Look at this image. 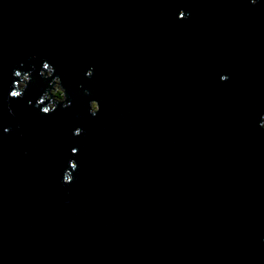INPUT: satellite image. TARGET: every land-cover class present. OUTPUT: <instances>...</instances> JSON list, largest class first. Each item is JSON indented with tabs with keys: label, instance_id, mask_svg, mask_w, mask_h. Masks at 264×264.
I'll return each instance as SVG.
<instances>
[{
	"label": "water",
	"instance_id": "obj_1",
	"mask_svg": "<svg viewBox=\"0 0 264 264\" xmlns=\"http://www.w3.org/2000/svg\"><path fill=\"white\" fill-rule=\"evenodd\" d=\"M0 264H264V0H0Z\"/></svg>",
	"mask_w": 264,
	"mask_h": 264
},
{
	"label": "snow or ice",
	"instance_id": "obj_2",
	"mask_svg": "<svg viewBox=\"0 0 264 264\" xmlns=\"http://www.w3.org/2000/svg\"><path fill=\"white\" fill-rule=\"evenodd\" d=\"M184 15H185V13L181 11V12L179 13V18H183ZM45 67H47V65H45ZM17 75H19V73H17ZM86 75L91 76V75H92V72L89 71V72L86 73ZM220 79H224V76L221 75V76H220ZM8 94L11 95V96H13V97H17V96L19 95L18 93L14 92V91L9 92ZM66 107H68V105H67ZM42 111H43L45 114H49V109H47V108L42 109ZM4 131L7 132L8 129L5 128ZM81 131H82L81 128H79V127H75L74 130H73V132H72V135H74V136H79V135L81 134ZM77 151H78V149H77L76 147H72V148H71V152H72L73 154H76ZM69 162H71V165H70L71 168L75 169V168L77 167V163H76L75 160H69ZM69 162H68V163H69ZM64 177H65L66 180H69V181L72 179V177L69 178V177H68L67 175H65V174H64Z\"/></svg>",
	"mask_w": 264,
	"mask_h": 264
},
{
	"label": "rangeland",
	"instance_id": "obj_3",
	"mask_svg": "<svg viewBox=\"0 0 264 264\" xmlns=\"http://www.w3.org/2000/svg\"><path fill=\"white\" fill-rule=\"evenodd\" d=\"M46 75L48 76H50L51 75V73H50V71H48V72H46ZM45 75V73H44V76L45 77H47ZM28 82V80L27 81H24V82H21L20 84H19V86H20V88H22L23 86H25L26 85V83ZM51 85H53V83L51 84ZM50 92H47V94H46V97H47V99H49L50 101H51V105L52 106H54L53 105V103L55 102H59V103H62L64 100H65V96H62V99H57V98H55V96H56V93L57 92H63V90H62V88H61V86H60V83H59V81L56 79L55 81H54V85H53V87H52V89L51 90H49ZM49 94V95H48ZM52 98H51V97ZM95 106V105H94Z\"/></svg>",
	"mask_w": 264,
	"mask_h": 264
},
{
	"label": "trees",
	"instance_id": "obj_4",
	"mask_svg": "<svg viewBox=\"0 0 264 264\" xmlns=\"http://www.w3.org/2000/svg\"><path fill=\"white\" fill-rule=\"evenodd\" d=\"M62 96H65L64 91L63 92H57L55 98H57L59 100V99H62Z\"/></svg>",
	"mask_w": 264,
	"mask_h": 264
},
{
	"label": "clouds",
	"instance_id": "obj_5",
	"mask_svg": "<svg viewBox=\"0 0 264 264\" xmlns=\"http://www.w3.org/2000/svg\"><path fill=\"white\" fill-rule=\"evenodd\" d=\"M250 2L252 3V4H255L256 2H257V0H250ZM55 81V80H54ZM54 81H53V83H54Z\"/></svg>",
	"mask_w": 264,
	"mask_h": 264
},
{
	"label": "bare ground",
	"instance_id": "obj_6",
	"mask_svg": "<svg viewBox=\"0 0 264 264\" xmlns=\"http://www.w3.org/2000/svg\"><path fill=\"white\" fill-rule=\"evenodd\" d=\"M42 75H43V77H44V73H43ZM46 76H47V75H46ZM48 77L51 78V76H49V75L47 76V78H48ZM56 79H57V78H56ZM52 83H53V81H52Z\"/></svg>",
	"mask_w": 264,
	"mask_h": 264
}]
</instances>
